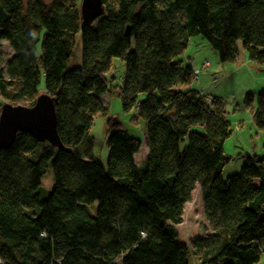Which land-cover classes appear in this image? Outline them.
Listing matches in <instances>:
<instances>
[{"label": "trees", "instance_id": "obj_1", "mask_svg": "<svg viewBox=\"0 0 264 264\" xmlns=\"http://www.w3.org/2000/svg\"><path fill=\"white\" fill-rule=\"evenodd\" d=\"M77 1L0 0V42L13 52L0 69V97L32 105L43 80L63 144L16 132L0 149V264H191L175 226L197 185L210 233L189 243L195 264L257 263L264 153L221 177L232 132L225 103L191 90L195 70L176 59L200 36L221 64L236 59L238 41L250 62L264 64V0H101L102 14L89 21ZM77 35L80 67L66 71ZM113 58L125 64L120 86L108 76ZM104 94L144 121L143 168L134 162L141 141L113 118L106 166L80 152L94 117L107 115ZM242 102L264 132V89ZM47 168L53 186L42 197Z\"/></svg>", "mask_w": 264, "mask_h": 264}, {"label": "rangeland", "instance_id": "obj_2", "mask_svg": "<svg viewBox=\"0 0 264 264\" xmlns=\"http://www.w3.org/2000/svg\"><path fill=\"white\" fill-rule=\"evenodd\" d=\"M43 3H50L51 0H40ZM78 6L81 2V0H78ZM201 39V38H200ZM203 40V39H202ZM204 41V40H203ZM76 45L74 49L72 50V55L70 56L68 62L66 63V71H69L73 68L80 67V47H81V41H80V35L76 36L75 39ZM237 45L242 50V47L239 44V41L237 42ZM187 48V47H186ZM187 53L190 56H195V62L200 60L202 57H206L209 60L214 59L213 55L211 54V50H209L208 47H206L205 43H203L202 47H197V51H193L194 48L188 47ZM211 51V52H210ZM185 52V51H184ZM215 54V52H212ZM13 52L10 48V45L7 44L6 41L1 40L0 42V69L5 70L7 67L8 61L13 57ZM216 55V54H215ZM112 68L108 73V76L110 78V83L113 86H120V81L124 75L125 70V64L118 58H113L112 60ZM252 63V62H251ZM228 64V63H226ZM253 64V63H252ZM255 65V64H253ZM264 65V64H261ZM260 66V65H256ZM194 70L199 71L197 75V79L193 81L192 84H197L202 90L206 87V85L200 84V79L207 75L209 77V83L212 81L211 85L215 84L219 78H216L210 81V70L207 68L205 71L200 70V66H196ZM213 77V76H212ZM248 77V75H247ZM246 78H243L244 82L247 80ZM208 83V84H209ZM191 84V85H192ZM264 87V79L263 80H253L250 84V88L257 91L259 87ZM38 90L40 92L43 91V80H41L40 84L38 85ZM101 104L103 108L107 109V115L105 117H102L100 115H96L94 117L93 124L91 128L89 129L88 134L84 136L82 143L80 144V152L83 154V156H91L93 158H96L101 164L106 166V161L108 157V149L106 146V136L108 134L107 130V118H113L115 120H118L120 123L121 128L125 129L127 133L141 141V145L139 148V153L135 157V162L137 163L139 168H143L145 166V162H143L144 155L147 153V147H146V128L144 121L139 118L135 117V111L134 109H131L127 111V113L123 112V109L121 107V102L118 97H110L106 94L99 96ZM212 97H209L211 99ZM138 99H142V96L140 95ZM4 101L0 97V106L3 104ZM228 115H231L232 111L229 109H226ZM247 112V111H246ZM237 114V112H235ZM248 113V112H247ZM250 115V114H249ZM250 126L249 123L244 122L243 130L242 132L235 131V126H232L234 129L231 133L228 140H226L223 144L224 152L225 154L230 158V161L224 166L222 169L221 177L225 179L226 177H229L230 175H236L239 174L241 171V166L245 163L246 158L245 156L247 154H250L254 152L258 157H262L264 153V147L263 140L264 135L260 133L256 128H253L252 131L256 132L255 134H251L250 137V131H248V127ZM186 139L184 143H181L179 146L180 151L183 150L184 145L186 144ZM255 146H254V145ZM38 150L35 151L32 155V158H36L38 155ZM53 186V177H51V169L47 168L44 175L42 176L41 182H40V195L42 197H46L49 191L52 189ZM184 208L182 210V221L179 224H176L175 228L178 231L177 235V242L184 245L188 250V261H190L191 264H195V256L190 250L189 243L191 240L199 238L203 235L209 234L210 230L207 225V222L205 220V217L203 216V205L201 201V194L199 193V186L197 185L194 190L191 192V198L190 201H188L186 204H184ZM95 204L88 206V210L91 211V213L94 212ZM264 216V213H263ZM255 264H264V251L259 255V260Z\"/></svg>", "mask_w": 264, "mask_h": 264}, {"label": "crops", "instance_id": "obj_3", "mask_svg": "<svg viewBox=\"0 0 264 264\" xmlns=\"http://www.w3.org/2000/svg\"><path fill=\"white\" fill-rule=\"evenodd\" d=\"M200 38V36H192L189 40L187 49L181 55V57L177 58L176 60L182 61L184 64L190 65L191 68L200 66L201 71H206L208 68L211 74L210 81L213 80V78H219V80L215 84L211 85L212 81L209 83V77L207 75H204L199 81L200 84L206 85V87L202 90V88H200L197 84H192L190 86V89H194L202 93L208 99L209 97L220 98L225 103V109H229L232 111L231 115H228L226 118L227 122H229V124L231 125V128L232 126H235V131H238L240 133L243 130L244 122H246L250 124V126L248 127V131H250V137L251 134L256 135V132L252 131V129L255 127L251 123L249 113H247L246 110L243 108L242 101L246 95L250 94L256 96L257 94L261 93V91H263L264 87L260 86L259 89L255 91L250 88V84L253 80L259 81L260 79H264V65H253L246 57L245 52L239 47L236 59L233 62L228 64H221L218 61V58H216V55L212 53L213 51L210 49V47H208L205 40L203 38ZM203 43H205L206 47H208L209 50L212 51L210 52L213 55L214 59L209 60L206 57H202L200 58V60L195 62V56H190L187 53V50L189 49L188 47L194 48L193 51L195 52L197 51V47L203 46ZM246 77L247 80L246 82H244L243 78ZM235 112H237V114ZM233 130L234 129L232 128V132ZM260 133L264 135V132ZM138 153L134 155V162L135 157Z\"/></svg>", "mask_w": 264, "mask_h": 264}, {"label": "water", "instance_id": "obj_4", "mask_svg": "<svg viewBox=\"0 0 264 264\" xmlns=\"http://www.w3.org/2000/svg\"><path fill=\"white\" fill-rule=\"evenodd\" d=\"M80 17L95 20L102 14L101 0H81ZM54 100L50 94L39 92L32 105H12L3 102L0 106V149L11 146L16 132L30 134L38 143L47 142L61 149L58 132H56V112Z\"/></svg>", "mask_w": 264, "mask_h": 264}, {"label": "built area", "instance_id": "obj_5", "mask_svg": "<svg viewBox=\"0 0 264 264\" xmlns=\"http://www.w3.org/2000/svg\"><path fill=\"white\" fill-rule=\"evenodd\" d=\"M198 73H199V71H197V70L194 71V75H195L196 77H197Z\"/></svg>", "mask_w": 264, "mask_h": 264}]
</instances>
